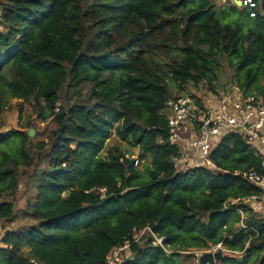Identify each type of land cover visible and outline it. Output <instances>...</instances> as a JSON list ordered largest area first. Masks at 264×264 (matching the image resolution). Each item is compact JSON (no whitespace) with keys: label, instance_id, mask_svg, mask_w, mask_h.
<instances>
[{"label":"trees","instance_id":"trees-1","mask_svg":"<svg viewBox=\"0 0 264 264\" xmlns=\"http://www.w3.org/2000/svg\"><path fill=\"white\" fill-rule=\"evenodd\" d=\"M192 1L0 0V121L16 99L53 122L36 145L33 124L0 132V144L20 141L15 154H0V224L14 219L22 180L35 191L27 203L34 222L6 233L0 264H107L134 228L146 227L171 253L149 237L123 264L216 244L264 264V214L245 202L261 190L236 175L261 172L256 150L230 135L213 152L221 173H177L165 115L171 86L217 92L224 58L244 95H264V0L256 18L245 10L247 29L224 24L217 0ZM115 124L122 141L151 157L144 171L118 149L102 157Z\"/></svg>","mask_w":264,"mask_h":264},{"label":"built area","instance_id":"built-area-1","mask_svg":"<svg viewBox=\"0 0 264 264\" xmlns=\"http://www.w3.org/2000/svg\"><path fill=\"white\" fill-rule=\"evenodd\" d=\"M231 7H241L254 19L260 9L258 0H223ZM167 143L175 150L171 165L177 173H187L194 169H204L212 174L222 170L213 161V152L220 141L230 135L240 136L245 143L256 150L260 160L261 172L251 169L237 172L261 192L245 200L258 215L264 214V95H244L237 84L227 95L209 100L194 99L188 96L170 98L166 102ZM135 160V167L140 164ZM106 195L107 189H100ZM243 215V214H242ZM152 238V244L160 247L167 254L171 249L164 238L156 235L150 227L134 228L123 246L115 247L107 256V264H123L131 259L132 245L143 244ZM4 239V238H3ZM0 240V249L5 247ZM230 252L223 244L211 245L206 253ZM133 259V258H132ZM28 264H43L31 258Z\"/></svg>","mask_w":264,"mask_h":264},{"label":"rangeland","instance_id":"rangeland-1","mask_svg":"<svg viewBox=\"0 0 264 264\" xmlns=\"http://www.w3.org/2000/svg\"><path fill=\"white\" fill-rule=\"evenodd\" d=\"M200 0H193L189 7H194ZM229 4H224L223 0L216 1V11L219 13V18L224 24L235 25L241 23L244 29L253 26V22L248 20L245 17V10L242 8L236 9L232 12L230 10ZM226 11V12H224ZM223 12V15L221 14ZM2 28H0L1 30ZM235 70L230 66L229 60L224 58L221 62V68L217 75V81L213 83L215 91H213L208 85L202 84L198 88L195 85L190 84L185 86L183 90L171 86L173 98L178 96H188L195 95L198 99L209 100L220 98L222 95H227L232 91L233 86L235 85ZM10 80L9 76L7 77ZM264 81V79H263ZM22 102L20 100L12 99L7 105L4 114L1 117L0 121V132H10V131H21L28 132L30 124L34 125V128L30 129L34 131V136L32 139L33 145L41 141H45L47 138V133L53 125L52 120L47 122H42L41 119L36 115L32 114V107L29 104H25L22 109L19 105ZM115 124L112 135L107 141V146L102 152V157L107 158L109 155V150L111 148L118 149L122 151L127 158L130 159H139L140 164L138 169L144 171L147 166L151 165V157L149 155H144L139 148L132 147L125 141H122L116 133ZM29 130V132H30ZM20 146V141L18 139H12L6 143L0 144V154L2 152H8L15 154L18 147ZM26 179L22 180L17 195L15 196V217L11 222H4L0 224V240H2L6 233L9 231H22L26 230L34 221L30 218V211L28 210V200L34 199L35 191L33 189L26 187ZM207 249H189L188 252H184L182 256H174L169 260H166L164 254L155 253L157 255V260L155 264H201L200 258L206 254ZM27 253V249H25ZM236 253L226 252L224 253L225 262L220 263L221 261H215L211 264H259L255 255L249 256L244 260L242 256L234 255ZM168 257V256H167Z\"/></svg>","mask_w":264,"mask_h":264},{"label":"water","instance_id":"water-1","mask_svg":"<svg viewBox=\"0 0 264 264\" xmlns=\"http://www.w3.org/2000/svg\"><path fill=\"white\" fill-rule=\"evenodd\" d=\"M237 7H241V3H237ZM3 133V132H2ZM34 136V131L30 130L29 137ZM223 258V252H217V253H206L200 258L201 264H211L215 261H221Z\"/></svg>","mask_w":264,"mask_h":264}]
</instances>
